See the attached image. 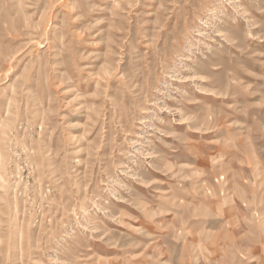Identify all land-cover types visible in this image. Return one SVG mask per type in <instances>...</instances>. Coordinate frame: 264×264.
I'll list each match as a JSON object with an SVG mask.
<instances>
[{"label": "rangeland", "instance_id": "rangeland-1", "mask_svg": "<svg viewBox=\"0 0 264 264\" xmlns=\"http://www.w3.org/2000/svg\"><path fill=\"white\" fill-rule=\"evenodd\" d=\"M0 264H264V0H0Z\"/></svg>", "mask_w": 264, "mask_h": 264}]
</instances>
